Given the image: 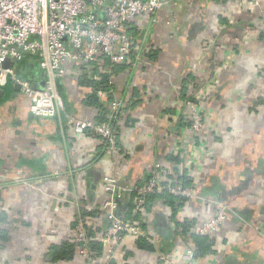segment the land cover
I'll return each mask as SVG.
<instances>
[{
	"label": "crops",
	"instance_id": "obj_1",
	"mask_svg": "<svg viewBox=\"0 0 264 264\" xmlns=\"http://www.w3.org/2000/svg\"><path fill=\"white\" fill-rule=\"evenodd\" d=\"M263 18L264 0L258 7L251 0H169L156 21H132L138 36L133 60L114 80L115 95L129 116L121 121L113 154L99 137L77 135L67 125V115L95 119L99 114L85 101L90 90L71 70L59 82L65 111L56 117L34 115L18 84H7L8 97L0 96V264H84L64 246L72 243L80 221L104 226L103 177L118 174L135 186L155 164L171 170L168 151L189 140L183 85L197 86L200 80L208 140L204 152L199 147L195 153L186 143L197 195L176 218L193 220L190 231H197L220 203L229 204L214 252L196 264H264ZM17 67L34 87H44L46 74L37 57L27 55ZM130 197L124 195L127 203ZM96 210L99 215L84 214ZM172 215V207L157 199L144 213V229L151 242L178 241L168 251L172 264H187L192 240L175 235ZM106 250L103 246L102 253ZM156 253L128 240L107 264H156Z\"/></svg>",
	"mask_w": 264,
	"mask_h": 264
},
{
	"label": "built area",
	"instance_id": "obj_2",
	"mask_svg": "<svg viewBox=\"0 0 264 264\" xmlns=\"http://www.w3.org/2000/svg\"><path fill=\"white\" fill-rule=\"evenodd\" d=\"M168 3L169 0H0V87L8 80L14 81L30 98V110L34 115L59 116L65 111L59 82L70 70L77 76L83 70L91 72L95 65L100 71L106 72L110 66L106 64L107 61L112 64H131L135 38L138 37L131 29V22L149 17L156 21L157 13ZM251 3L258 7L260 0H251ZM27 55L37 57L46 74L41 89L34 87L30 80L19 73L17 65ZM139 56L142 58L144 55ZM7 59L13 65L3 68L1 65ZM198 93H194L192 98L183 99L181 103L185 108L183 113L189 133V140L181 144L184 162L180 172L183 173L193 168L186 145H191L195 153L199 147L204 152L208 140L206 99L202 89ZM104 97L107 100L106 95ZM108 104L112 112L117 113L124 102L122 98L116 97ZM66 123L77 135L93 134L99 137L106 143L108 154L117 151L118 138L109 123L71 115H67ZM192 160H195L193 156ZM153 167L146 181L137 187L122 183L118 174L103 177V189L108 194L104 209L109 224L102 232L90 236L87 228L92 223L82 220L72 239L75 251L84 259V264H107L123 242L129 240L136 243L137 238L148 234L141 221L124 218L120 214L119 199L124 195L135 193L134 212L141 214L145 212L151 193L165 189L188 199L196 197V188L177 181L172 170L162 168L160 164ZM162 179L167 181L165 185L159 184ZM230 211L229 204L220 203L215 216L201 223L197 231L215 236L222 230ZM93 241L100 242L107 250L100 253L91 245ZM156 255V264H172L170 253L157 251ZM196 261L195 247L193 243H188L185 262L196 264Z\"/></svg>",
	"mask_w": 264,
	"mask_h": 264
},
{
	"label": "trees",
	"instance_id": "obj_3",
	"mask_svg": "<svg viewBox=\"0 0 264 264\" xmlns=\"http://www.w3.org/2000/svg\"><path fill=\"white\" fill-rule=\"evenodd\" d=\"M134 34L136 35L135 32H134ZM106 64L108 66L110 65L109 66L110 68L108 67L106 72L100 71L99 67L97 65H95V68L91 72H86L84 70L81 71L79 74H77L76 79H77V82L81 86H83L84 88H88L90 90L89 91L90 93H88L85 96V101L87 102V104L91 105V106L93 105V106L99 108V114L95 118V120L98 122H105V123H109L110 125H112V127L116 131V136H117L118 142H119L121 121L123 120V118H125L129 115L125 114V112L127 111V108L125 106L121 107L117 113H113L109 107L108 102L112 101L113 99L116 98L115 81H113L112 78H116V75L118 73H120V71H122V69H124V67H126V65L125 64H112L109 61H107ZM196 87L197 86L194 85V88H196ZM183 88L184 89L182 90V96L184 98H192L193 95L189 94V90H187V92L185 90L186 85H183ZM104 95H106L107 100L103 101L100 96H104ZM103 145H104V147L106 146V143L104 141H103ZM183 151H184L183 148L178 150V151H175L174 149H172L171 151H168V153H167L168 158L174 164L173 168H171V170L173 172L172 174L174 175L175 179L177 181L178 180L181 181L184 184V186H190V187L194 186L195 187V185L193 183V179L189 175L188 169H186L184 171V173L180 172V167L183 165V162H184ZM153 168H154L153 166L150 167V170L147 171L146 176L140 185L138 184V185H135L133 187L141 186L146 181V178L149 177L151 171H153ZM120 181L123 183V180L121 178H120ZM166 182L167 181L165 179L164 180L162 179L159 181V184L165 185ZM134 196H135V193H132L131 197H130V201H128V203L126 202L127 200L124 199V197H121L119 199V203L120 202L123 203L120 205H122V207H124L122 209H119V212L121 215H123L124 218H133V219H137V220L141 221V225L143 226V228H147L148 225L144 220V218H145L144 214L134 212V204H135L134 203ZM157 199L164 200L166 204H169L172 207V210H173L172 217L173 218L175 217L173 219V221H175L176 226H177V229L175 231L176 232L175 235H177L178 237L183 236L185 240H187V239L192 240V242H190V243H193V245L195 247V253H196L197 258L203 257L208 253L214 252V250H215V248H214L215 237L214 236L200 234L198 231L192 232L190 230L195 225V222L193 220H190V219L189 220H187V219L179 220L176 218L177 211L179 210V208L184 206V204L188 200V198L186 196L173 195L165 189L162 192L151 193L148 195V198H147L145 212L151 204L152 205L155 204ZM125 202H126L127 206L125 205ZM130 206L133 207L132 210H130ZM84 214H90L93 217V216L99 215L100 212L96 210L94 212H85ZM108 224H109V219L107 218L105 220L104 226L103 225L101 227L100 226H98V227L89 226L87 228V232L89 233L90 236H93L95 233L103 231ZM152 239L153 238L151 235L146 234L145 236L137 238L136 244H137V246L145 248L147 250H152V251H156V252L162 251L164 253H168V251L173 246L177 245V243H178V241H176V242L175 241H169V242L167 241L166 243H163V242H159V240L155 241V242H151L150 240H152ZM165 239H169V238L167 237ZM184 239H182V240H184ZM91 245L94 248H97L100 253H102L103 246L100 242L93 241V242H91ZM65 247L70 253L72 252L74 254L75 246L73 243H71V244L67 243V244H65L64 248Z\"/></svg>",
	"mask_w": 264,
	"mask_h": 264
},
{
	"label": "water",
	"instance_id": "obj_4",
	"mask_svg": "<svg viewBox=\"0 0 264 264\" xmlns=\"http://www.w3.org/2000/svg\"><path fill=\"white\" fill-rule=\"evenodd\" d=\"M13 65V62L10 60V59H7L5 62H3L2 63V67L3 68H9V67H11ZM7 84L9 85V84H11V86H12V82H11V80H8L7 81V83L5 84V85H3V86H1L0 87V96L2 97V98H7L8 96L6 95L7 93L6 92H9L10 91V89L9 90H7ZM18 87H20L19 85L18 86H16V88H18Z\"/></svg>",
	"mask_w": 264,
	"mask_h": 264
},
{
	"label": "rangeland",
	"instance_id": "obj_5",
	"mask_svg": "<svg viewBox=\"0 0 264 264\" xmlns=\"http://www.w3.org/2000/svg\"><path fill=\"white\" fill-rule=\"evenodd\" d=\"M191 87L190 88H188L189 87V85H186V88H185V90H186V92H187V90H189V94L190 95H193L194 93H198L199 92V90H203L204 91V88H205V84H204V81L203 80H200V83L197 85V87L195 88V90H193V87L192 86H194V84L193 85H190ZM149 89V88H148ZM148 89L146 88L145 89V91L146 92H149L148 91ZM184 89V88H183ZM182 89V90H183ZM191 90V91H190ZM199 94V93H198Z\"/></svg>",
	"mask_w": 264,
	"mask_h": 264
}]
</instances>
